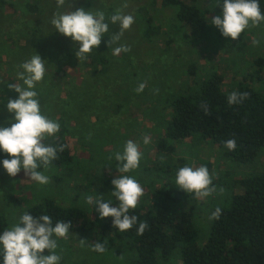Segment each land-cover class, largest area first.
Returning <instances> with one entry per match:
<instances>
[{
  "label": "trees",
  "instance_id": "obj_1",
  "mask_svg": "<svg viewBox=\"0 0 264 264\" xmlns=\"http://www.w3.org/2000/svg\"><path fill=\"white\" fill-rule=\"evenodd\" d=\"M39 1L0 0V59L6 57V60L0 61V71L4 64L15 67L14 65H20L37 53L48 62L45 83L49 88L52 82L49 77L52 74L50 70L57 63L63 64L64 60L72 59L75 62L76 70L74 75L71 74L73 81L78 78L75 77L79 74L76 66L80 60L84 64L82 71L104 75L112 65L108 56L93 51L86 58L78 59L76 49L65 46L69 38L54 31L50 23L52 18L46 16ZM208 1L210 8L205 9L196 5L198 0H153V5L159 4L163 8L173 9L176 20L173 27L176 34L187 41V44L203 50L217 40V37L213 40L214 30L210 20L221 13L218 7L220 0ZM260 7L264 12V0H261ZM114 12V6L109 5L106 7L105 16L108 17ZM142 19L145 24L142 36L146 40L153 41L160 37L163 39L165 35L160 25H154L149 15ZM242 49L244 50V44L240 37L235 45L225 48V53L239 52ZM126 62L130 77L136 76L142 69L136 65L134 58L128 57ZM254 64L261 68L264 57L257 58ZM197 68L196 62L187 67L188 77L182 82L185 89L183 94L172 98L164 105L165 109L148 110L149 115L159 119L162 125L161 129L154 126L153 129L158 131L153 138L150 137L157 150L156 165L153 167L161 174L162 188L158 189L160 183L142 184L143 195L137 207L130 213L137 216L138 223H147L143 234L137 233L138 224L125 232L114 229L111 217L99 219L98 213L92 212L91 206L86 203L87 196H110L111 190L109 193L98 191L90 180L86 181L88 172L85 165L90 163L80 160L79 150H94L95 159V149L98 151L99 146L101 151L102 146H107V143L102 135V139L86 150L82 143L90 140V127L84 125L92 114H96L101 121L110 119L111 123L108 124L107 119V126H104L108 131L116 130L117 122L120 121H115L109 114L110 109L101 108V103L93 99L95 89L90 84H83V90L66 89L65 96L62 91L54 95L59 91V84L52 87L54 94L47 88L40 92L42 85H38L40 103L45 106L43 114L60 124V131L44 142L62 146L63 151L58 152L57 159L49 166L56 171L51 177L50 191L38 199L34 196L31 200L33 202L26 204L21 213L30 209L33 215L49 214L54 222H70L72 228L69 234L100 241L107 239L111 246H114V241L117 245H126L135 264H168L173 256L178 259V264H264V168L259 171L256 167V160L264 150V91L251 88L248 84L252 78L253 82L264 79L260 71L252 69L253 67L243 72L239 82L235 81L237 77L226 78L220 71L204 78ZM12 70L13 73L16 72L15 69ZM0 82H4L1 73ZM68 84H72V81ZM0 89L3 91V95H0L2 100L7 101L13 91L5 85H0ZM233 91L247 94L243 102L235 105L228 103L227 97ZM121 105L118 101L112 103L114 109ZM202 105L206 106L207 112ZM70 111L75 115L69 116ZM128 117L131 115L128 114ZM140 128L134 130L129 126L131 134L138 138L142 134L147 135V128ZM79 130L82 131L78 132ZM114 136L118 141L117 136ZM188 139L192 142H208L214 148H225V142L233 139L237 147L234 151L225 148V155L237 165L253 166V170L236 180L238 190L229 196L226 203L212 205L210 211L200 208L202 214L208 216L204 223L209 226V231L203 234V241H200L199 232L202 223L196 213L198 199L193 194L177 189L174 177L178 169L174 164L171 166L170 157ZM145 156L148 159L146 151ZM78 177L86 184L78 180ZM47 186L48 184L41 187ZM31 188L32 192L36 191L34 185ZM69 192H72L73 198L68 197ZM166 199L173 200V204L162 205L161 200ZM5 200L16 212L23 204L15 193L8 194ZM217 207L221 209L220 217L210 219L211 212ZM6 211H0V230L13 223L8 217L11 213Z\"/></svg>",
  "mask_w": 264,
  "mask_h": 264
},
{
  "label": "rangeland",
  "instance_id": "obj_2",
  "mask_svg": "<svg viewBox=\"0 0 264 264\" xmlns=\"http://www.w3.org/2000/svg\"><path fill=\"white\" fill-rule=\"evenodd\" d=\"M39 2L43 7L42 9H45L44 13L46 16L51 18H53L55 13L67 11L71 7L73 10L83 7L86 10H99L105 13L106 7L109 5L114 6L115 12L120 10L124 14L134 17V24L121 37V42L130 48L129 52L121 53L119 56H113L108 48L109 37L107 36L103 38L101 45L96 49L98 54L107 55L110 59L109 61L112 63L104 75H96L94 72L87 74L86 71H82L84 64L83 60H80L76 66L79 74L75 77L78 78L75 79L76 81H73L71 74L74 75L75 73V62L69 59L64 60L63 64H55L53 66L54 68L52 67L53 69L50 70L52 73L49 76L52 81L50 88L47 87L49 85L45 83L46 80L40 83L42 85L39 88L41 89L40 92H43L45 88L47 90L50 89L52 92V87L59 84L58 93H52L58 95L62 91L63 96H65L66 89L83 90L85 89L82 88L83 84H90L95 89V95L92 96L93 99L101 103V108L110 109L109 114L112 115L115 121L120 120L117 122L116 130L108 131L104 129V126H107V122L108 124L111 123L110 119L106 118V120L108 119L107 122L102 119L103 122L96 114H92L89 117L88 123L84 125V127H90V140L82 143V146L86 150L87 147H92L97 140L102 139V135L107 143V146H102L101 151L97 145L98 151L95 149V159H93L94 150H90L89 152L79 150L80 160L88 164L90 163V165H85L88 172L86 174V181L90 180L94 184V189H98V191L102 190L104 193L106 191L109 193L110 190H114L112 183H110V181L118 176L115 170L116 161L114 156L117 151H122L123 145L130 139L140 144L142 160L139 167L129 174L134 176L141 185L144 183L147 184L148 182L158 184L161 182V174L155 171L153 167V165H156L157 150L150 137L153 138L158 131V129L154 130L153 127H160L161 129L162 125L159 119L149 115L148 110L165 109L166 106L164 105L172 98L184 93L185 89L182 82L188 77L187 67L190 63L196 62L198 64V73L204 76V78H209L220 71L226 78L234 79L237 77L235 81L239 82L243 72L247 68L253 67L252 69L260 71L259 73L262 79H264V65L260 68V66L254 64L257 58L264 57V23L249 26L241 34L244 50L242 49L243 51H235L228 54L225 53V48L235 45L236 40H232L230 37H223L220 31L213 26V40H216L217 37L216 42H211L209 47L203 50L196 49V47L187 44V41L182 40L176 34L175 28L173 27L176 21L175 11L171 8H163L159 4L154 6L153 0H66L63 8L57 7L56 0H40ZM196 5L201 9L210 8V2L208 0H198ZM145 11L147 12L145 13ZM145 15H149L152 18L154 25L161 26L162 32L165 35L163 39L160 37L153 39V41H148L142 36V31L145 26L142 17H145ZM110 32H119V26L110 25ZM69 42L65 46H72L77 50L78 44H74L72 41ZM225 44H227L226 47ZM126 54L129 55L128 57L134 58L136 65L142 68L136 76L130 77L126 70L128 66L126 62L128 57ZM3 59L4 57L0 61L3 62ZM4 60H6V57ZM14 66L10 67L6 64L2 66L0 73L2 74L3 81H9L13 84L16 82L13 79L19 69V65L16 64ZM12 68L16 70L15 73H13ZM69 81H72V84L69 85ZM140 83L145 84V89L143 93L137 94L135 89ZM248 84L251 88L264 91V80L253 82L252 78V81H249ZM13 93L9 94L7 100L17 97L18 94L14 93L13 95ZM0 99H2V96H0ZM115 101L122 103V105L114 109L112 103ZM4 102L7 103V101ZM40 106L42 111H44L45 106L41 103ZM128 114L131 117H128ZM72 115L75 114L70 111L69 116ZM166 115H168L167 112ZM7 119H9L7 112L0 105V125H3ZM74 125H77V123ZM129 126L134 130H138L140 126V130L146 127L147 132L145 133L147 135L145 136L149 138L150 142L145 145L143 143L145 136L142 134L138 138L137 135L131 134ZM81 131L79 130L78 132ZM114 134L117 136L118 141L113 138L115 137ZM145 151L149 155L148 159L145 156ZM225 153V148L218 146L214 148L208 142H192L188 139L170 157L172 161L171 166L174 164L176 169H179L181 165L200 166L206 164L210 174L212 173L213 186L216 187V192L210 197L197 200L196 213L202 223L199 226L200 241H203V234L209 231V226L204 223L208 216H204L201 209L204 208L206 211H210L212 205H223L224 202L226 203L229 196L238 190L236 180L243 178L250 170H253V166L251 165L235 164L228 159ZM6 158L10 157L0 153V160ZM256 163L259 171L264 168V150L258 156ZM48 169L45 174L48 175L50 182L47 187L42 188L40 185L29 181L23 172H20L14 178L9 177L2 165H0V211L8 210L6 212L12 214H8L11 222L15 221L18 214L26 207V204L33 202L31 200H33L34 196L38 199L50 191L52 183L51 177H53L56 171L55 169ZM79 179L86 184L82 178L78 177ZM33 185L36 190L33 191L35 193L32 192L31 186ZM161 188L162 185L160 183L158 189ZM12 193H15L23 202L17 212L5 200L6 196ZM72 195V192H69L68 197L73 198ZM161 201L162 205L173 204V200L171 199ZM96 242L97 240L93 238L86 239L77 234H68L66 238L58 241L57 251L62 256V264H135L132 261L129 251L126 249V245V247L121 244L117 245L116 241H114V246L107 243L106 251L100 254L91 251V245H94ZM168 264H178L176 256H173Z\"/></svg>",
  "mask_w": 264,
  "mask_h": 264
},
{
  "label": "clouds",
  "instance_id": "obj_3",
  "mask_svg": "<svg viewBox=\"0 0 264 264\" xmlns=\"http://www.w3.org/2000/svg\"><path fill=\"white\" fill-rule=\"evenodd\" d=\"M66 0H56L58 8H63ZM261 0H220L221 13L210 20L225 38L237 40L249 27L264 23V12L260 7ZM132 15L117 10L106 17L103 11L73 8L53 15L50 23L54 31L78 44L76 55L84 59L99 48L104 37H109L108 48L113 56L127 53L130 48L121 42L125 31L134 24ZM110 25H118L119 32L111 33ZM48 62L35 53L19 65L16 72V82H0L10 91L17 93L15 99H8L5 104L0 99L9 119L0 125V153L10 158L0 160V165L9 177H16L23 172L28 180L37 185H47L49 181L46 171L57 159L62 146H53L44 141L54 137L60 131V124L44 115L41 106L38 85L45 80ZM145 84L140 83L135 91L143 93ZM0 95H3L0 89ZM246 93L231 92L228 103L235 105L243 102ZM207 112L206 106H203ZM149 138L144 137L147 145ZM224 147L234 151L237 147L235 140L229 139ZM115 170L118 176L111 183L114 188L110 196L89 195L86 203L92 212L98 213L99 219L112 218L113 228L125 232L136 227L138 234H143L147 228L146 222H139L136 215L130 214L143 195V187L129 173L136 170L142 160L140 144L128 140L122 151L115 153ZM177 189L187 194H193L197 199L210 197L216 192L213 186V176L206 164L200 166L180 167L174 177ZM95 206V207H93ZM221 209L215 208L210 219H218ZM72 228L70 222L57 220L54 222L49 214L33 215L31 210L19 214L15 221L0 230V264H62V256L58 253V241L66 238ZM83 243V241H81ZM108 241L91 245V251L103 254Z\"/></svg>",
  "mask_w": 264,
  "mask_h": 264
}]
</instances>
